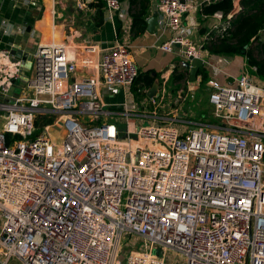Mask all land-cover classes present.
Wrapping results in <instances>:
<instances>
[{
	"label": "built area",
	"instance_id": "1",
	"mask_svg": "<svg viewBox=\"0 0 264 264\" xmlns=\"http://www.w3.org/2000/svg\"><path fill=\"white\" fill-rule=\"evenodd\" d=\"M103 1L109 18L124 12L120 0ZM212 1L156 0L158 25L170 32L159 48L180 58L160 73L159 95L140 101L126 41L90 42L74 57L63 41L37 45L19 94L0 101L2 262L264 264V81L246 67L230 74L232 58L195 39V16ZM240 10L215 13L217 34ZM190 57L212 70L207 119L165 113L173 70ZM184 82L176 103L202 75ZM117 93L122 101L109 103ZM39 114L55 118L38 130ZM124 237L141 242L121 263Z\"/></svg>",
	"mask_w": 264,
	"mask_h": 264
},
{
	"label": "crops",
	"instance_id": "2",
	"mask_svg": "<svg viewBox=\"0 0 264 264\" xmlns=\"http://www.w3.org/2000/svg\"><path fill=\"white\" fill-rule=\"evenodd\" d=\"M10 1L0 0V101L7 98V92L12 86H15V92L17 89L21 90L24 83L19 74L26 76L32 74L37 45L52 39L67 43L70 56L74 57L87 43L104 47L119 38L130 44L140 71L152 69L161 73L165 71V67L177 63L180 58L175 53L160 50L159 45L169 38L170 32L161 28L158 23L152 34L146 30L142 35H133L131 14L134 4L139 0H135V3L131 2L133 0H120L124 12L117 11L113 18L107 16L105 2L101 0L104 3V18L99 24L96 15L102 12L97 6L100 0H83L87 4L84 8L78 7L81 0H14L12 4ZM239 1L235 0V5ZM155 3L156 0H150L149 17L156 10ZM188 18L189 16L186 20ZM195 22L198 25L195 39L202 43L204 35L200 34L197 15ZM19 28L21 31L18 32ZM235 58L244 59L242 56ZM235 58H232L228 66L227 71L230 74L232 70L229 68ZM122 99V94L117 93L107 101L118 103ZM114 108L119 110L120 107ZM3 123L4 121L0 127Z\"/></svg>",
	"mask_w": 264,
	"mask_h": 264
},
{
	"label": "trees",
	"instance_id": "3",
	"mask_svg": "<svg viewBox=\"0 0 264 264\" xmlns=\"http://www.w3.org/2000/svg\"><path fill=\"white\" fill-rule=\"evenodd\" d=\"M135 3V0L131 1ZM150 0H139L134 4L131 30L133 35L138 36L146 32L147 19L150 15ZM241 10L231 19V26L225 32L217 34L213 28L216 23L215 13L221 12L223 16L229 14L234 6L235 0H213L203 2L197 12L199 19L200 34L206 35L202 40L204 49L211 55L235 58L244 57L246 68L252 75L264 81V0H240ZM97 6L102 10L96 15L97 23L104 18V3L100 0ZM202 75L201 87L207 89V81L212 77V70L206 66L199 69ZM160 73L151 70L140 71L133 84L131 91L137 101L146 98L147 89L153 85ZM188 70L181 65L175 66L169 85L171 91H176L178 86L185 81ZM54 114H39L36 118V126L41 130L45 125L52 123Z\"/></svg>",
	"mask_w": 264,
	"mask_h": 264
},
{
	"label": "rangeland",
	"instance_id": "4",
	"mask_svg": "<svg viewBox=\"0 0 264 264\" xmlns=\"http://www.w3.org/2000/svg\"><path fill=\"white\" fill-rule=\"evenodd\" d=\"M262 37H264V34ZM228 66L229 64L227 65V70H228ZM141 67H144V66H141ZM167 67H165L164 69H166ZM245 67H246V61L244 59L242 60V58H235V60L232 61V65L229 68V70H232V75L236 76L239 73V71L242 72ZM235 68H237L236 71L234 70ZM174 85H177L178 88L176 91H171L172 92L171 97L170 98L167 97V102H166L171 106L170 107L169 105L164 106L166 108L165 113L168 114V117L176 118V119L179 118L181 120L207 119V115L213 109V104L210 102V99H209L210 91L207 89H204L203 87H199V88H196L195 91L192 92V88H191L190 92L188 93V96L184 100L176 103V100L178 97L177 91L179 90L180 87L187 89L186 88L187 84L184 81H182L180 84L173 83L172 86ZM19 92H20V89H17L15 94H19ZM1 103H6V100L5 99L2 100ZM173 109H174V112L169 113L170 112L169 110H173ZM4 113H5L4 110L0 109V124L4 121ZM145 122L147 123L148 120H145ZM57 131L58 130H55V129L52 130V134L53 135L57 134L56 133ZM128 241L130 242V238L124 237L119 247V250H118V258L121 260V263L126 260V256L128 252L130 251V249L140 247V242H141L140 240L135 239V243H136L135 246H131ZM171 257L183 258L181 254H175L174 252L171 254ZM183 261L185 263V259H183ZM9 264H23V263L17 258H12Z\"/></svg>",
	"mask_w": 264,
	"mask_h": 264
},
{
	"label": "water",
	"instance_id": "5",
	"mask_svg": "<svg viewBox=\"0 0 264 264\" xmlns=\"http://www.w3.org/2000/svg\"><path fill=\"white\" fill-rule=\"evenodd\" d=\"M13 1L14 0H11L10 4H12ZM184 1L185 0H182V2H184ZM157 23H158V12H157V10H154L153 14L147 19V29H146L147 32L152 34L154 32V29H155V26L157 25ZM13 53L15 54L16 52L13 50ZM181 64H182V67H184L188 70L189 79L191 81L196 80L199 69L202 67V59L190 57L187 60H182ZM155 73L156 72H154V74ZM159 86H160V80L157 77L155 79V82L153 83V85L147 89V95L149 97L158 96L159 95ZM15 93H16L15 92V86H12L10 88V90L7 92V95L10 96V95H13ZM0 264H6V263H4L0 260Z\"/></svg>",
	"mask_w": 264,
	"mask_h": 264
},
{
	"label": "bare ground",
	"instance_id": "6",
	"mask_svg": "<svg viewBox=\"0 0 264 264\" xmlns=\"http://www.w3.org/2000/svg\"><path fill=\"white\" fill-rule=\"evenodd\" d=\"M1 56V55H0Z\"/></svg>",
	"mask_w": 264,
	"mask_h": 264
}]
</instances>
